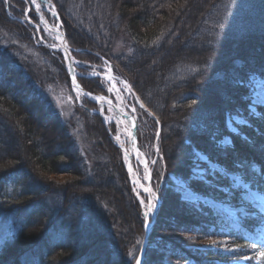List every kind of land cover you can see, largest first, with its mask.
I'll return each mask as SVG.
<instances>
[{"label": "trees", "instance_id": "1", "mask_svg": "<svg viewBox=\"0 0 264 264\" xmlns=\"http://www.w3.org/2000/svg\"><path fill=\"white\" fill-rule=\"evenodd\" d=\"M51 1L66 42L78 49L72 54L92 63L109 60L113 72L130 84L154 114L148 118L158 131L151 135L158 154L151 166L152 187L160 206L148 243L159 235L158 229L166 234L161 235L159 255L147 248L144 264L189 259L193 264H215L172 233L216 237L219 224L226 222L207 205L181 199L168 173L202 195L234 202L243 198V190L233 187L227 175L207 168L202 178L192 177L198 152L227 172H240L264 186V106L256 105L255 112L249 109L250 79L264 80V0H109L122 7L119 20L127 22L132 41L130 54L118 58L91 44L58 1ZM169 2L178 8L167 14ZM5 6L0 0V211L14 217L19 230L0 245V264H133L144 236L139 201L122 161L114 165L116 188L110 184L112 172L95 161L105 155L111 161L118 158L120 150L109 135L115 133L114 128L90 112L96 104L87 99H82L84 106H76L80 129L60 117L39 86L29 81L20 66L23 59H18L20 54L10 43L30 42L32 29L9 18ZM7 6L16 15L24 7L20 0H8ZM160 16L164 23L159 24ZM149 22L159 28L146 38L141 29ZM202 22L211 24L208 32L213 36L208 43L189 41L184 46L200 28L208 30ZM38 48L43 62L56 69L54 78L69 83L60 54L41 45ZM78 81L87 91L106 94L97 78L78 77ZM20 93L24 97L19 100ZM31 112L37 114L32 116L35 123L29 118ZM228 115L242 116L246 123H234L236 131H231ZM41 118L48 122L42 124ZM140 122L138 146L149 156ZM225 136L230 144L220 145L218 141ZM51 142L58 145L52 152ZM59 175L64 177L58 179ZM123 203L133 218L130 213L124 216ZM258 220V216L243 218L240 225L251 234ZM188 238V243L195 239ZM235 239L249 241L240 231ZM164 254L170 261H165Z\"/></svg>", "mask_w": 264, "mask_h": 264}, {"label": "rangeland", "instance_id": "2", "mask_svg": "<svg viewBox=\"0 0 264 264\" xmlns=\"http://www.w3.org/2000/svg\"><path fill=\"white\" fill-rule=\"evenodd\" d=\"M58 3L64 8L67 16L72 20L73 24L80 29L83 36H87L89 38V42L96 47H100L102 50L109 52L112 56H120V55H128L130 54V49L132 46V41L130 39V35H128L129 27L127 22L120 18V11H122V7L119 3L111 4L109 0H87L85 4V0H57ZM37 4H42L43 6L39 9L34 7L31 4V0H24V4L27 5L26 10L29 13L28 18L35 25L34 28L30 27L31 30V38L30 42L26 44H22L19 42H13V47L17 49V52L20 54L18 59H23V64H20L22 69L25 71L26 76L29 74V81L34 82L41 89L44 97L47 102L52 105L53 108L59 112L60 117L63 119H69L72 121V124L75 127V130L80 129V121L77 119L76 114V106L80 105L82 96L78 95L76 91L73 89L70 83H67L62 77H59L58 80L55 76L56 69L52 68L47 64V62H43V56L38 48L40 45L45 46L49 45V50H53L54 52H58L53 49L54 45V33L46 28L43 25L40 16L43 18L45 22H47L50 27L57 26L61 29L60 25L57 22L56 16L53 14V9L49 8L45 2L42 0H36ZM36 6V5H35ZM180 7V6H179ZM173 2H169L166 5L167 14L172 12L173 9H177ZM32 9V10H31ZM30 11V12H29ZM165 11V10H164ZM165 11V12H166ZM118 16V18H117ZM34 20H32V18ZM203 17V16H202ZM159 24L160 22L164 23V19L162 16L158 17ZM163 19V20H162ZM34 21V22H33ZM206 21V20H205ZM25 23V20H23ZM42 23V25H41ZM201 23L202 26H205L208 30L201 28L192 36V38L183 42L184 46H188L190 44L189 41L199 44L208 43V37L213 36L210 34L209 27L211 24L205 22ZM156 23L149 22L145 28H142L143 32L146 34L145 37L149 38L153 35L154 31L158 29V25ZM163 25V24H161ZM36 26L39 31L36 30ZM201 26V27H202ZM65 34V31L62 29ZM208 32V33H207ZM1 35V33H0ZM200 35H204L201 39H197ZM6 36V34H5ZM8 38V37H7ZM47 40V42L45 41ZM196 40V41H194ZM9 42V41H8ZM205 42V43H202ZM4 44V40L2 41ZM68 45V43L66 42ZM47 47V46H46ZM69 52L71 54L73 63L72 67L74 68V72L76 77H86L91 78L98 77L99 82L106 88L107 95L109 96L111 91H114L116 96L122 98L121 106L124 107L132 117L136 120V125L138 124V119L141 121V133L145 138V144L150 149L149 156H147V161L149 162L148 167L153 165L154 159L158 157L157 154V146L155 140L152 142L151 135L154 133L157 135L158 131H155V127L151 120H148L150 117H154V114L141 102L140 99L136 96L134 91L132 90L130 84H128L125 80L120 79L117 75H115L111 70V64L107 59L101 60L99 63H92L86 59H82L73 55V51H78V49L71 48L68 45ZM18 55V54H16ZM118 58V57H117ZM45 61V60H44ZM109 63V65L107 64ZM25 64V65H24ZM25 67V68H24ZM52 73L51 75H49ZM24 74V73H23ZM33 75V77H32ZM54 75V76H53ZM59 75V73H58ZM35 77V78H34ZM58 77V76H57ZM52 79L56 80L52 82ZM27 80V83L29 82ZM22 82V81H21ZM250 106L249 109L252 112H255V106H264V80L259 77H254L250 79ZM29 84V83H28ZM154 88H152L147 92H149ZM23 94L20 93L18 99H23ZM88 99V98H87ZM18 100V101H19ZM143 105V107H141ZM139 107L141 108L139 110ZM93 112L100 113V117L103 120L102 108H100L97 104V108L92 109ZM142 112L146 114L142 115ZM106 116L109 115L107 111L104 110ZM29 115L31 117H29ZM28 117L32 118V116L36 117V113L29 114ZM33 122L35 123V119ZM42 124L48 122L47 119L41 118ZM226 123L228 128L231 131H236V127L234 123L244 124L246 120L239 115H228L226 117ZM107 126H112L114 128L115 133H110V137L115 145L119 147V156L114 161L108 156H100L95 159V161L100 162L102 165L106 167L108 172L110 173L112 181L110 184L116 188V184L118 182V177L115 174V163L123 162L125 167V161L123 157V150L118 142L121 140L118 135L120 134L119 128L115 120L112 119L110 123L106 124ZM37 143H40L41 140L37 139ZM218 143L220 145H228L230 144L229 137H222ZM19 145V143H17ZM17 145V146H18ZM51 149L57 150L58 145L55 142H51ZM102 147V146H101ZM51 150V152L53 151ZM87 150V149H86ZM94 162L91 155H89V164ZM200 162H204L205 166L201 165ZM136 170L140 177L144 179V183L146 182L147 174L145 169L142 167V162L140 156L138 159L134 161ZM159 164L162 167L163 161L162 157L159 158ZM93 166V165H92ZM210 169L216 171L220 174L227 175L231 185L233 187H240L243 190V193L240 192V196L243 198L237 199L235 202L230 200L227 197L214 198L209 195H202L198 192L193 191L184 180L172 176L170 173L169 176L173 182L172 186L174 190L180 195V198L186 200L188 202L194 204H204L207 205L211 210L215 213L221 215L226 222L220 223L218 226V232L216 237H202L195 236L194 234H186V232H174L173 235H177L178 239L184 240L189 246V248H196L200 250L198 252V256H202L206 261H210L215 264H264V186L263 184L253 183L252 180L247 179L240 172H230L226 171L222 166L210 161L205 155L196 153L194 158V166L192 168L191 174L192 177L202 178L203 173L206 169ZM126 170V168H125ZM58 179H62L64 175L56 176ZM51 179V178H49ZM152 183V181H151ZM114 192H116L114 190ZM119 193H117V197L119 198ZM122 195V193L120 194ZM145 197L144 195H142ZM145 199V198H144ZM152 202L155 205L153 211L148 216V230L151 232L154 227L155 217L157 209L159 208V200L153 194ZM127 203V202H126ZM126 203H123V207L125 209L126 215L125 217L131 214L133 218L134 214L131 212V209L127 206ZM146 200L142 205V210H146ZM259 217V220L256 223L254 232L248 234L245 229H243L240 225V220L243 218H252ZM131 219V218H130ZM144 229V223H143ZM19 230V224L14 217H11L2 211H0V245L16 236ZM244 232L249 237V241L247 243H240L235 239L236 232ZM157 233L159 235L152 238V240L146 243V250L148 247L154 250V254L159 255V251L162 249L160 244L161 235L166 234L165 231L158 229ZM150 235V234H149ZM160 236V237H159ZM188 237H195L193 242L188 243ZM149 239V238H148ZM216 243L213 244L212 242ZM193 245V246H192ZM164 248H168L165 246ZM193 248V249H194ZM229 249V250H226ZM139 252V251H138ZM146 255V252H145ZM165 261L168 260V256L164 254ZM145 260V258H144ZM135 264V261L134 263ZM177 264H193V260L182 261Z\"/></svg>", "mask_w": 264, "mask_h": 264}, {"label": "bare ground", "instance_id": "3", "mask_svg": "<svg viewBox=\"0 0 264 264\" xmlns=\"http://www.w3.org/2000/svg\"><path fill=\"white\" fill-rule=\"evenodd\" d=\"M42 1L45 2L46 4V0H42ZM32 5L36 7L35 4ZM42 23L43 25L46 26L47 29L53 31L54 33L53 39L55 41L53 48L54 50L59 51V53L62 55V60L64 61L65 66L68 67L69 64L73 63V60L69 52L68 46L62 42L61 29L57 26L50 27V25L45 21H42ZM110 93L111 94L106 98L97 99L99 96H92L91 98L97 102L100 108H102L104 123L108 124L110 123V121H112V119L116 121L120 132L118 137L121 139L118 142L120 143V146L123 150V157L125 161V167L127 169V173L129 176V180L134 189V192L137 194L139 199L145 202V199L142 195L152 199L153 194L155 192L152 186L151 188H149L151 191L145 190L148 188L145 187L144 179L139 176L135 167L134 161L138 159L139 152L136 144L132 141V136H133L132 121L127 116L130 113L124 107L121 106L122 98L116 96L115 95L116 93L114 91H111ZM104 110L107 111L109 115L106 116ZM156 161L157 158L154 159L153 163H156Z\"/></svg>", "mask_w": 264, "mask_h": 264}, {"label": "water", "instance_id": "4", "mask_svg": "<svg viewBox=\"0 0 264 264\" xmlns=\"http://www.w3.org/2000/svg\"><path fill=\"white\" fill-rule=\"evenodd\" d=\"M57 20H58V22L60 23V21H59V18H58V16H57ZM62 36H63V39H62V41H63V43L65 44V38H64V33L62 32ZM69 79H70V83L71 84H74V86H75V88L76 89H78V90H81L82 92H83V94L86 96V97H90L91 95H93L92 93H90L89 91H86V90H84L82 87H81V85L78 83V81L76 80V77H75V74H74V72H73V67H72V64H69ZM74 81H75V83H74ZM97 96H99V97H102V98H105V96L104 95H102V94H98ZM128 117H130L131 119H132V127H133V136H132V141L136 144V146H137V139H136V132H135V129H136V120L133 118V117H131V116H128ZM137 149H138V147H137ZM138 152H139V154H140V156H141V158H142V161H143V165H144V167L146 168V171H147V174H148V179H147V181H146V188H150V179H151V171H150V169H148V167H147V159H146V156L144 155V153L142 152V151H140L139 149H138ZM149 200H152V199H150V198H148V200H147V204H148V201ZM144 231H145V237H144V240H143V243H142V245H141V248H140V251H139V255H138V257L140 258V260H141V264H143V262H144V258H145V252H146V243H147V239H148V235H149V230H148V219L146 220L145 219V215H144Z\"/></svg>", "mask_w": 264, "mask_h": 264}, {"label": "snow or ice", "instance_id": "5", "mask_svg": "<svg viewBox=\"0 0 264 264\" xmlns=\"http://www.w3.org/2000/svg\"><path fill=\"white\" fill-rule=\"evenodd\" d=\"M4 3L7 4L8 3V0H4ZM31 3L32 4H35L37 9H39V8H41L43 6L42 4H37L36 3V0H31ZM46 4H47V6L49 8L52 7L51 0H46ZM53 14L55 15V12H53ZM74 83H75V81H74ZM97 99H102V98L101 97H98ZM141 107H143V105H141ZM145 190L146 191H151L150 189H145ZM141 203L143 204L144 202L141 201ZM154 207H155V205L153 204L152 200H149L148 201V204H147V211L144 213L146 220L148 218L149 213H151L153 211ZM212 243L215 244L216 242L213 241ZM226 250H229V249H226ZM129 255H131V253H129ZM134 259L136 261V264H141V260H140L139 257H134Z\"/></svg>", "mask_w": 264, "mask_h": 264}]
</instances>
